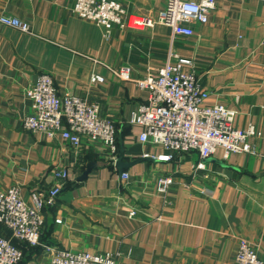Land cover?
Instances as JSON below:
<instances>
[{"label":"crops","instance_id":"1","mask_svg":"<svg viewBox=\"0 0 264 264\" xmlns=\"http://www.w3.org/2000/svg\"><path fill=\"white\" fill-rule=\"evenodd\" d=\"M118 1L129 13L154 17L166 7V0ZM3 14L28 22L30 31L0 22V189L18 186L32 203L33 192L53 186V168L69 170L44 205L40 244L13 238L24 250L17 264H47L51 247L120 251L116 264H234L241 237L264 259V136L250 139L257 153L218 148L207 158L194 150L162 160L164 146L142 142L143 126L130 122L149 95L136 79L174 50L192 60L187 69L210 92L206 103L234 109L238 127L264 130L263 1L216 0L206 22L190 23L191 35H174L162 22L101 26L76 13L73 0H0ZM124 68L130 79L118 74ZM41 72L53 75L60 93L99 102L117 126L115 153L86 135L75 147L59 133L24 128L33 111L25 92ZM93 74L105 80L92 81ZM160 174L172 177L165 195L155 189ZM0 233L11 237L1 223Z\"/></svg>","mask_w":264,"mask_h":264},{"label":"built area","instance_id":"2","mask_svg":"<svg viewBox=\"0 0 264 264\" xmlns=\"http://www.w3.org/2000/svg\"><path fill=\"white\" fill-rule=\"evenodd\" d=\"M215 4L216 0H166V7L156 17L129 13L118 0H73V10L105 27L117 24L142 29L162 22L172 26L174 35H191L194 29L190 23L194 20L206 22ZM0 22L30 31L28 22L9 14L1 15ZM191 64L192 60L170 50L167 61L156 71L136 79L140 87L149 91L147 101L138 104L130 117L131 123L143 126L140 140L163 145L166 152L157 156L162 160H171L194 150L202 158H207L218 148L226 154L257 153L250 139L263 137L264 130L253 123L238 127L234 121V109L219 102L206 103L210 92L201 85L196 72L187 69ZM118 74L125 79L131 78L128 68ZM91 80L102 82L105 77L93 74ZM25 94L33 103V111L23 118L26 130L42 131L48 136L59 133L75 147L86 135L105 144L111 152L117 151L116 123L100 114L99 102L69 91L60 93L49 72H41ZM52 174L53 186L47 192H33L32 203L23 198L18 186L0 189V223L11 231V237L0 233V264H17L23 258L24 250L13 238L32 246L40 244L45 222L44 205L53 202L61 191L69 178V170L57 166ZM122 178L128 179L129 173L122 172ZM171 182L169 174L158 175L156 191L165 195ZM135 212V209L130 211L131 214ZM121 253L51 247L47 264H116ZM234 264H264V259L249 239L241 237Z\"/></svg>","mask_w":264,"mask_h":264},{"label":"water","instance_id":"3","mask_svg":"<svg viewBox=\"0 0 264 264\" xmlns=\"http://www.w3.org/2000/svg\"><path fill=\"white\" fill-rule=\"evenodd\" d=\"M120 161H121V159H119ZM121 162H119V164H120ZM122 164V163H121ZM93 163L92 162H89L88 164H87V167H86V169H85V171L83 172V174L80 176V180H82V179H85L86 177H87V175H88V173L91 171V169H92V167H93ZM120 166V165H119Z\"/></svg>","mask_w":264,"mask_h":264}]
</instances>
